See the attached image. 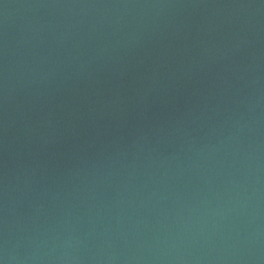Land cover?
<instances>
[{
	"label": "water",
	"instance_id": "1",
	"mask_svg": "<svg viewBox=\"0 0 264 264\" xmlns=\"http://www.w3.org/2000/svg\"><path fill=\"white\" fill-rule=\"evenodd\" d=\"M0 264H264V0H0Z\"/></svg>",
	"mask_w": 264,
	"mask_h": 264
}]
</instances>
